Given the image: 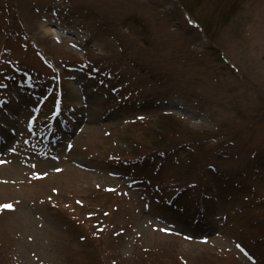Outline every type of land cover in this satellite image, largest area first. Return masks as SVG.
I'll use <instances>...</instances> for the list:
<instances>
[{
	"label": "rangeland",
	"instance_id": "rangeland-1",
	"mask_svg": "<svg viewBox=\"0 0 264 264\" xmlns=\"http://www.w3.org/2000/svg\"><path fill=\"white\" fill-rule=\"evenodd\" d=\"M5 129L0 264H264V0H0Z\"/></svg>",
	"mask_w": 264,
	"mask_h": 264
},
{
	"label": "snow or ice",
	"instance_id": "snow-or-ice-1",
	"mask_svg": "<svg viewBox=\"0 0 264 264\" xmlns=\"http://www.w3.org/2000/svg\"><path fill=\"white\" fill-rule=\"evenodd\" d=\"M0 208H8V209H11L12 208V205H10V204L0 205Z\"/></svg>",
	"mask_w": 264,
	"mask_h": 264
},
{
	"label": "trees",
	"instance_id": "trees-1",
	"mask_svg": "<svg viewBox=\"0 0 264 264\" xmlns=\"http://www.w3.org/2000/svg\"><path fill=\"white\" fill-rule=\"evenodd\" d=\"M162 133V132H161ZM157 134H160V133H157Z\"/></svg>",
	"mask_w": 264,
	"mask_h": 264
}]
</instances>
